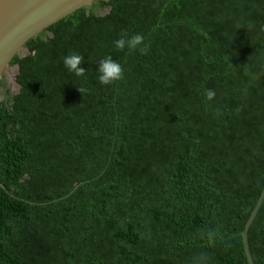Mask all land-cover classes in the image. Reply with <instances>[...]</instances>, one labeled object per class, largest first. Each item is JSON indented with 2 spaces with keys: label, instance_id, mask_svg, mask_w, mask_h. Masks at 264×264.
I'll list each match as a JSON object with an SVG mask.
<instances>
[{
  "label": "trees",
  "instance_id": "obj_1",
  "mask_svg": "<svg viewBox=\"0 0 264 264\" xmlns=\"http://www.w3.org/2000/svg\"><path fill=\"white\" fill-rule=\"evenodd\" d=\"M122 33L148 54L117 50ZM25 47L19 91L0 99V264H249L264 0H97ZM107 56L124 75L103 85ZM249 243L264 264V202Z\"/></svg>",
  "mask_w": 264,
  "mask_h": 264
},
{
  "label": "water",
  "instance_id": "obj_2",
  "mask_svg": "<svg viewBox=\"0 0 264 264\" xmlns=\"http://www.w3.org/2000/svg\"><path fill=\"white\" fill-rule=\"evenodd\" d=\"M97 0H0V80L16 55L27 51L26 44L43 31ZM19 71V66H18ZM5 188V186L0 183ZM264 202V191L242 232L249 264H255L249 230Z\"/></svg>",
  "mask_w": 264,
  "mask_h": 264
},
{
  "label": "clouds",
  "instance_id": "obj_3",
  "mask_svg": "<svg viewBox=\"0 0 264 264\" xmlns=\"http://www.w3.org/2000/svg\"><path fill=\"white\" fill-rule=\"evenodd\" d=\"M115 48L123 51L128 49L130 51L138 50L140 54L147 55L149 48L144 44V37L141 34H135L128 36L127 33H122L120 38L114 41ZM84 57L77 53H70L63 57V64L65 68L76 76H83L86 72L85 68L81 67ZM97 72L99 74L98 79L103 85H110L116 81L123 79L124 70L118 62L113 60L111 56H107L98 62ZM78 90L84 94L86 91L84 88H78ZM216 93L212 89H207L205 97L208 101L215 98ZM219 114V110H217ZM207 235L210 239L214 238V233L209 231ZM209 257L206 253H202L196 261V264H207Z\"/></svg>",
  "mask_w": 264,
  "mask_h": 264
},
{
  "label": "rangeland",
  "instance_id": "obj_4",
  "mask_svg": "<svg viewBox=\"0 0 264 264\" xmlns=\"http://www.w3.org/2000/svg\"><path fill=\"white\" fill-rule=\"evenodd\" d=\"M107 10H99V13H105ZM23 56V55H22ZM18 74V66H12L7 69L3 74L0 81H2V87L0 88L1 100H7L9 97L19 91V84L16 82V76Z\"/></svg>",
  "mask_w": 264,
  "mask_h": 264
}]
</instances>
